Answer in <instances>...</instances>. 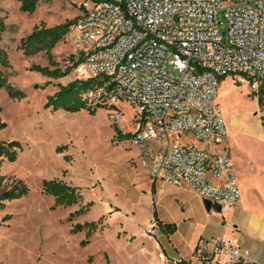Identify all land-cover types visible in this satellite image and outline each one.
<instances>
[{"label": "rangeland", "instance_id": "374dc122", "mask_svg": "<svg viewBox=\"0 0 264 264\" xmlns=\"http://www.w3.org/2000/svg\"><path fill=\"white\" fill-rule=\"evenodd\" d=\"M78 4L40 0L35 13L28 15L16 0H0L5 25L0 47L10 65L3 72L25 95L11 100L0 90V121L6 124L0 141H17L22 147L14 162L2 163L0 176L8 184L22 180L29 189L27 196L0 205V264H161L170 261L161 248L171 257H189L194 241L235 232L232 226L264 211V105L258 106L249 88L231 78L219 82L216 103L240 199L222 213L208 211L189 189L161 181L152 198V180L141 169L137 148L129 138L116 139L117 131L123 136L136 127V112L124 103L117 104L123 114L117 126L110 124L111 111L105 107L75 113L45 107L56 85L74 80L75 68L63 79L49 80L29 70H52L46 55L26 57L18 46L40 24L54 27L76 19ZM51 56L60 70L74 63L68 36ZM43 180L65 183L79 201L67 207L56 204L42 193ZM157 221L175 224L176 233L170 238L159 230L147 234Z\"/></svg>", "mask_w": 264, "mask_h": 264}, {"label": "built area", "instance_id": "2783aa9c", "mask_svg": "<svg viewBox=\"0 0 264 264\" xmlns=\"http://www.w3.org/2000/svg\"><path fill=\"white\" fill-rule=\"evenodd\" d=\"M77 1L66 36L73 79L90 81L86 104L110 110L113 126L123 117L118 103L136 112L129 139L151 180L187 187L220 213L234 208L240 191L217 90L231 78L261 98L264 0ZM195 249L197 264H254L222 235Z\"/></svg>", "mask_w": 264, "mask_h": 264}, {"label": "trees", "instance_id": "16d2710c", "mask_svg": "<svg viewBox=\"0 0 264 264\" xmlns=\"http://www.w3.org/2000/svg\"><path fill=\"white\" fill-rule=\"evenodd\" d=\"M19 3V10L22 13L31 15L35 13L37 5L40 0H16ZM75 20V19H74ZM67 21L63 24L56 25L54 27H46L43 24L33 28V31L25 38L22 39L18 49L22 51L26 57H32L38 53H44L49 61L50 65L54 68L51 70L49 67L31 66L30 71L39 74L40 76L49 80H60L67 77L73 68L78 65V62H74L68 68L60 70L57 64L53 62L51 51L60 43L68 33L69 26L73 21ZM5 31V25L0 18V41L3 32ZM9 61L6 52L0 47V90H4L11 100H22L25 95L15 90L8 82L7 76L4 74V70L9 69ZM225 77L220 78L219 82L223 81ZM90 81L73 80L66 85H56L57 90L55 93L46 99L45 107L52 110H61L66 113H75L82 109H90L83 99L84 92L89 88ZM261 98L257 102L258 106L264 105V86L259 88ZM1 113V107H0ZM6 128V124L0 121V132ZM130 134L121 136L117 131L116 139L123 140L130 138ZM22 147L17 141H0V166L3 162H14L18 151H21ZM41 191L44 195L52 196L55 199L56 204L63 206H72L79 201L75 190L67 186L65 183L58 180H43L41 182ZM151 194L154 195L155 187L151 184ZM29 194V189L22 182V180H16L13 183H6L3 176H0V205L5 201H13L25 197ZM154 221H156V214L153 213ZM158 230L164 235H172L176 231V225L173 223L156 222ZM196 249L194 248L193 256ZM178 264H197L191 263V261L180 260Z\"/></svg>", "mask_w": 264, "mask_h": 264}, {"label": "crops", "instance_id": "0c3cea01", "mask_svg": "<svg viewBox=\"0 0 264 264\" xmlns=\"http://www.w3.org/2000/svg\"><path fill=\"white\" fill-rule=\"evenodd\" d=\"M152 183L154 184L155 187L157 181L152 180ZM185 188L188 189L187 187ZM155 194H156V187H155L154 195ZM154 195L151 194L152 198L154 197ZM232 227L236 229L235 232H228V233L224 232L221 235L226 238H230L233 241H236L242 249L247 250L249 252L250 259L254 264H264V211H261L260 214L258 213H254L251 215L249 214L246 219L241 220V223L234 225ZM176 231H177V227H176ZM174 234L165 235V236L170 238ZM221 235H217V236H221ZM203 239H208V238H203ZM195 245H196V241L192 243L190 247V255L189 257L186 258L179 257L178 255L177 257L173 255L171 257V255H169V253H167L165 249L161 248L163 257L170 258V261L163 260L161 264H178V261L180 260L191 261V263H196L195 257L192 255ZM173 249L175 252H177V249L175 248Z\"/></svg>", "mask_w": 264, "mask_h": 264}, {"label": "water", "instance_id": "95a60500", "mask_svg": "<svg viewBox=\"0 0 264 264\" xmlns=\"http://www.w3.org/2000/svg\"><path fill=\"white\" fill-rule=\"evenodd\" d=\"M203 203H204L205 208H206L208 211H210V210L212 209L209 203H207V202H203ZM213 209H214L216 212H220V209H219V207H217V206H215Z\"/></svg>", "mask_w": 264, "mask_h": 264}]
</instances>
